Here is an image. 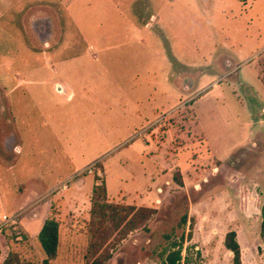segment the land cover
Returning a JSON list of instances; mask_svg holds the SVG:
<instances>
[{
	"label": "rangeland",
	"instance_id": "1",
	"mask_svg": "<svg viewBox=\"0 0 264 264\" xmlns=\"http://www.w3.org/2000/svg\"><path fill=\"white\" fill-rule=\"evenodd\" d=\"M37 5L67 1L0 0V264H41L50 216V264H232L230 229L264 264V0L63 10L48 43Z\"/></svg>",
	"mask_w": 264,
	"mask_h": 264
},
{
	"label": "crops",
	"instance_id": "2",
	"mask_svg": "<svg viewBox=\"0 0 264 264\" xmlns=\"http://www.w3.org/2000/svg\"><path fill=\"white\" fill-rule=\"evenodd\" d=\"M67 5H63L61 8L59 5H37L43 9L39 10V15H34L31 17L30 21V27L34 30V35L37 38V42H51V40L56 36L58 29L60 28V22L62 19V11L67 10L68 17L72 18V16H75V19H78L79 17L85 18L86 20H89L91 16H94L93 19H99L106 15L102 13V11H105L104 8H106L108 5L115 6V9H121V6H125L126 9L131 8V5L135 2V0H83L86 5H72L75 0H66ZM126 4V5H125ZM128 4V5H127ZM117 11V10H116ZM118 12V11H117ZM120 18H122V13H119ZM128 24L129 27L133 26V22L131 17L128 15ZM51 27V34L49 33L45 34L44 30L47 31L48 27ZM59 26V28H57ZM27 27V26H26ZM49 31V30H48ZM101 35L97 37V39H101ZM32 39H30L31 41ZM42 48H44L45 45H41ZM54 47V46H53ZM53 47L51 49H35L36 53L38 55L42 54V57L49 55L53 56L55 53L53 51ZM89 48H92V45H89L87 50L83 54H87L89 52ZM47 51V52H46ZM49 51V52H48ZM82 54V55H83ZM0 89L5 90L6 88L3 85H0ZM3 258V256L0 254V260Z\"/></svg>",
	"mask_w": 264,
	"mask_h": 264
},
{
	"label": "trees",
	"instance_id": "3",
	"mask_svg": "<svg viewBox=\"0 0 264 264\" xmlns=\"http://www.w3.org/2000/svg\"><path fill=\"white\" fill-rule=\"evenodd\" d=\"M94 202L92 203L93 206L95 205ZM259 236L263 244L261 250L264 253V194L260 206ZM37 238L42 248V251L45 255L41 264H50V261L57 255V249L59 243L58 222L54 217L50 216L44 220L41 228L38 231ZM224 246L232 253V264H242L241 246L237 240V234L234 229H230L225 233ZM167 258H168L167 260L168 264H176V262H178L179 259L182 258L180 255V250L178 249L176 251H171L167 255ZM3 264H36V263L18 259V254L10 250L8 252L7 257L4 259Z\"/></svg>",
	"mask_w": 264,
	"mask_h": 264
},
{
	"label": "built area",
	"instance_id": "4",
	"mask_svg": "<svg viewBox=\"0 0 264 264\" xmlns=\"http://www.w3.org/2000/svg\"><path fill=\"white\" fill-rule=\"evenodd\" d=\"M17 216H18V213H15V214L10 215V216H8L7 214H3V215H2V219H3L5 222H11V223H14V222H16V220H17Z\"/></svg>",
	"mask_w": 264,
	"mask_h": 264
}]
</instances>
